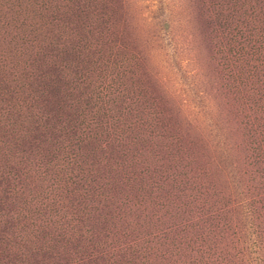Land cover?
Masks as SVG:
<instances>
[{
  "label": "rangeland",
  "instance_id": "obj_1",
  "mask_svg": "<svg viewBox=\"0 0 264 264\" xmlns=\"http://www.w3.org/2000/svg\"><path fill=\"white\" fill-rule=\"evenodd\" d=\"M0 264H264V0H0Z\"/></svg>",
  "mask_w": 264,
  "mask_h": 264
}]
</instances>
